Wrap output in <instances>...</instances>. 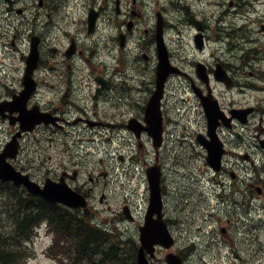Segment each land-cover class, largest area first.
<instances>
[{"label": "flooded vegetation", "instance_id": "obj_1", "mask_svg": "<svg viewBox=\"0 0 264 264\" xmlns=\"http://www.w3.org/2000/svg\"><path fill=\"white\" fill-rule=\"evenodd\" d=\"M122 1L91 2L88 12L91 8L99 12L98 25L93 33H89L86 24L82 33L69 31L68 19L73 13L69 0H0V22H3L0 23V60L12 61L16 58L14 60L21 62L24 68L17 87L1 90L0 134L4 137L0 150L21 130V123L12 119L18 113L11 112L5 105L25 86L23 73L33 40L39 50L35 71L37 88L28 98L25 110L38 107V112L51 114L57 119L54 124L39 125L32 132L22 131L18 137L20 152L32 146L31 136L38 131L67 137L98 135L103 136L101 142L106 144L108 137L125 132V114L128 118L144 119L145 106L155 84V60L149 53L154 47V28L144 27L143 34L137 35L135 44L142 50L127 69L125 35L134 39L132 34L140 30V25L150 24L153 18L138 13L142 20L135 21L133 9L132 12H125L120 8L118 12V4L121 6ZM229 1L234 3L236 0ZM206 2L219 6L225 5L226 0H171L174 7L172 26L177 28L179 22H188L192 15L198 17L205 27V44L202 49H195L200 55L194 54L189 60L181 59L182 64L171 50L172 63L181 72L171 76L170 80L178 78L183 90L187 91L189 97H182L181 102L195 101L190 109L206 119L204 134H208V123L201 97L215 101L218 111L225 118L217 127L225 151L220 169L214 172L217 175L211 179L213 188L217 190V212L214 216L218 223L214 226L223 235L218 240L221 243L218 259L229 257L227 264H264V148L259 143L260 138H264V98L256 93L244 94L247 89L255 88L256 82L262 83L261 88L264 89V73L259 70L260 63H255L250 54L253 50L250 35L232 44L229 59L225 57L224 49L216 46L217 39L222 36L219 35L221 28L217 26L213 32L216 35H209L213 29L203 10ZM141 3L143 7H157L159 1L141 0ZM144 35H147L146 41ZM241 50L244 52V63ZM237 51H240L239 55ZM155 59L157 62V55ZM263 59L264 55L261 61ZM141 61H144V67H141ZM151 63L152 70L149 68ZM198 63L204 64L209 73L206 82L198 74ZM218 63L229 72L230 87L217 80ZM42 72H46L48 76L45 77L48 78L41 79ZM45 96L47 99H44ZM202 150L206 152L203 147ZM14 162L23 170L27 168L33 178L39 179L38 171L25 167L20 159ZM205 162L209 165L207 159ZM100 167L88 171V181L79 179L81 174L76 168L72 172L67 170V173L64 172L67 168H62L60 173L55 168L47 169L40 179L52 177L58 180L64 173L69 183L83 192L91 204L96 190L101 188L99 182L104 180L103 186L107 185L108 171ZM207 168L212 170L210 165ZM101 196L100 200H105V193L102 192ZM208 201L207 198L204 202Z\"/></svg>", "mask_w": 264, "mask_h": 264}, {"label": "rangeland", "instance_id": "obj_2", "mask_svg": "<svg viewBox=\"0 0 264 264\" xmlns=\"http://www.w3.org/2000/svg\"><path fill=\"white\" fill-rule=\"evenodd\" d=\"M260 8V7H259ZM258 27H255L257 30ZM171 35V33H170ZM191 35V34H189ZM8 64V65H7ZM7 66H13L11 69L17 68V62L16 60L7 61L5 60V67ZM7 73V74H6ZM8 73L10 75L9 70H5L4 76H8ZM11 76V75H10ZM10 77L4 78V81L6 83H10ZM7 87H5V91L7 90ZM0 89H3V86L0 85ZM4 91V92H5ZM4 94V93H3ZM132 139V137H131ZM50 141H38L36 142L35 148L36 150L31 152L29 156L33 160V165L35 168L39 169H45L43 168V165L46 166V163L48 161V157L50 158L51 162L54 161H60L61 159L68 158V152L67 148H64L67 144L69 146V142L66 140L65 137L60 136L56 139V141L50 145ZM171 143V148L173 150V153L176 155V151L174 152L175 144ZM149 152H151L150 144H147ZM34 150V148H33ZM81 154H77L75 159H80L81 162L84 161H90L93 159H98L99 156H103V158H109V151L104 150H96L92 149V151H82ZM114 153V152H112ZM142 151H139L137 142L135 140L125 141V155L129 156V160L126 161L125 158V166L120 165L117 168L118 173H115L112 170L113 175V183L112 188L108 192V195L110 196V205L112 210H104L102 211V214L107 217H114V211H117V213L121 210V207L123 205V202H129L133 207L134 210L138 216L137 220L135 222L130 221H120L117 223V227L119 230H117V233L119 236L125 237V239H131L133 241L139 240V232H138V225L141 221V215L143 213L142 208L145 206L146 197L148 195V189H147V179L145 175V164L141 161L140 163L137 162L135 164L133 162V159H138L141 156ZM140 155V156H139ZM150 156V155H149ZM144 157L146 160H150L153 158L151 157ZM110 161V160H109ZM202 159L199 158L198 162L201 164ZM194 164H198L195 162ZM174 164L169 163L168 167L169 174H168V183L166 188V202H167V212L168 216L172 217L173 219H180L184 222V224H188L190 221H192L195 225L200 224L203 225V221H201L202 211L204 212V203L202 204V198H203V187H204V181L202 179L201 173V167H195L194 174L191 176L190 172H187V175H184L183 172L177 173L173 167ZM89 168V167H88ZM193 168H191L192 170ZM43 172L38 173V178L42 176ZM172 177V181L169 182V177ZM84 181H87L86 175L82 178ZM100 192V188L96 190V195L98 196V193ZM2 198L5 196L2 192L0 194ZM0 197V211L4 209L3 200ZM95 207L104 208L105 209L109 206L108 204L102 205L99 202V199H96L94 201ZM216 209V206H215ZM177 220H175L176 222ZM8 224V220L5 216L2 215V212H0V227L6 226ZM174 233L179 237V241L182 243L181 248H185V245H187L189 238H193L194 236L192 233H189L182 227L174 226L172 228ZM123 233H122V232ZM197 234V232H195ZM199 239V250L196 251L192 255V259L189 264H204L201 259V246H200V237ZM52 242V236L48 235V231L45 228H41L38 232V236L34 238V240L30 243V252L28 255V261L27 264H68V261H65L64 259L60 258H54L49 254L48 246ZM129 252L133 253L134 251V245L132 243L129 244ZM166 254V251L160 252L158 257L160 258L159 263L160 264H166L164 261V256ZM212 264V263H211Z\"/></svg>", "mask_w": 264, "mask_h": 264}, {"label": "trees", "instance_id": "obj_3", "mask_svg": "<svg viewBox=\"0 0 264 264\" xmlns=\"http://www.w3.org/2000/svg\"><path fill=\"white\" fill-rule=\"evenodd\" d=\"M8 189L11 198L7 201L5 216L11 231L0 228V264H27L30 249L25 243L42 221L55 233L56 254L69 259V264H136L135 257L120 239L107 237L86 221L85 216L37 196L31 195L30 201L27 194L13 186Z\"/></svg>", "mask_w": 264, "mask_h": 264}, {"label": "water", "instance_id": "obj_4", "mask_svg": "<svg viewBox=\"0 0 264 264\" xmlns=\"http://www.w3.org/2000/svg\"><path fill=\"white\" fill-rule=\"evenodd\" d=\"M160 95L156 96V102L159 107ZM154 102V101H153ZM152 102V104H153ZM151 104V105H152ZM159 113V112H158ZM155 121V118L152 119ZM6 155L2 156L3 160ZM1 161L0 157V179L1 180H14L17 184L25 183L31 192L41 194L51 201L65 202L69 205L79 206L85 205V200L79 194L70 191L65 185H54L50 182L46 183L44 188H41L37 183L29 180L27 175H21L6 161ZM149 173L151 183V205L145 218V224L140 227L142 247L138 254L139 264H149L145 256L144 249L146 248L152 255H154L155 244H161L165 247H171L174 239L169 232V229L162 217V196L159 184L158 169H152ZM127 209V208H126ZM127 215L129 216L127 210ZM157 214V217H155ZM169 264H180V258L174 254L167 255Z\"/></svg>", "mask_w": 264, "mask_h": 264}]
</instances>
